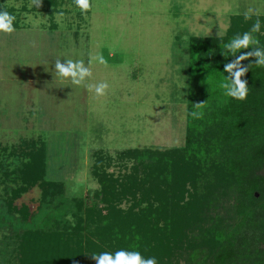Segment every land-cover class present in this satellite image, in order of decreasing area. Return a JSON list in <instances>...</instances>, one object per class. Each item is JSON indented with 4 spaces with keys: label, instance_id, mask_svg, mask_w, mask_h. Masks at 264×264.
Masks as SVG:
<instances>
[{
    "label": "rangeland",
    "instance_id": "374dc122",
    "mask_svg": "<svg viewBox=\"0 0 264 264\" xmlns=\"http://www.w3.org/2000/svg\"><path fill=\"white\" fill-rule=\"evenodd\" d=\"M0 7L16 20L0 28V264L17 262V230L74 225V200L100 189L95 153L113 159L107 171L117 176L126 150L182 147L190 99H200L209 80L190 68V38L224 37L235 15L264 16V0H0ZM32 143L45 148V179L60 192L42 203L35 186L15 199L28 206L26 222L7 210L20 182L3 172L25 163ZM231 204L224 199L229 212L220 214L235 224ZM177 256L166 264H193L188 250Z\"/></svg>",
    "mask_w": 264,
    "mask_h": 264
},
{
    "label": "trees",
    "instance_id": "16d2710c",
    "mask_svg": "<svg viewBox=\"0 0 264 264\" xmlns=\"http://www.w3.org/2000/svg\"><path fill=\"white\" fill-rule=\"evenodd\" d=\"M230 22L224 37L190 38V68L209 80L190 99L184 145L126 150L117 176L107 171L113 159L95 153L100 189L74 200V225L17 230V262L8 264H166L185 250L193 264H264V16ZM15 26L0 7V28ZM28 147L27 161L3 172L20 182L7 210L26 222L28 206L15 199L35 186L42 203L60 192L45 179V148Z\"/></svg>",
    "mask_w": 264,
    "mask_h": 264
}]
</instances>
